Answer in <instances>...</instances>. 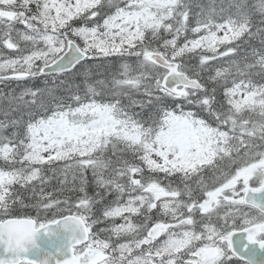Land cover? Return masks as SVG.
<instances>
[{
	"label": "snow or ice",
	"instance_id": "1",
	"mask_svg": "<svg viewBox=\"0 0 264 264\" xmlns=\"http://www.w3.org/2000/svg\"><path fill=\"white\" fill-rule=\"evenodd\" d=\"M0 85V264H264V0H0Z\"/></svg>",
	"mask_w": 264,
	"mask_h": 264
},
{
	"label": "trees",
	"instance_id": "2",
	"mask_svg": "<svg viewBox=\"0 0 264 264\" xmlns=\"http://www.w3.org/2000/svg\"><path fill=\"white\" fill-rule=\"evenodd\" d=\"M203 3H206V0H202Z\"/></svg>",
	"mask_w": 264,
	"mask_h": 264
},
{
	"label": "rangeland",
	"instance_id": "3",
	"mask_svg": "<svg viewBox=\"0 0 264 264\" xmlns=\"http://www.w3.org/2000/svg\"><path fill=\"white\" fill-rule=\"evenodd\" d=\"M207 3H208V1H207Z\"/></svg>",
	"mask_w": 264,
	"mask_h": 264
}]
</instances>
